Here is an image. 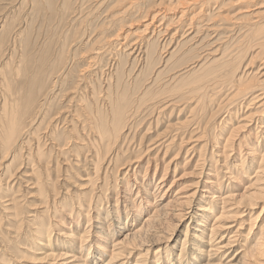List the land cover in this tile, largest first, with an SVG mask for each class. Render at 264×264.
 <instances>
[{
    "label": "rangeland",
    "instance_id": "obj_1",
    "mask_svg": "<svg viewBox=\"0 0 264 264\" xmlns=\"http://www.w3.org/2000/svg\"><path fill=\"white\" fill-rule=\"evenodd\" d=\"M155 1L157 0H138V5L134 11L122 15V12L129 7V1L127 0H102V2L101 0H85V6L81 10H78L81 6L80 3V5L78 3L75 5L77 6L76 12L74 11L75 7L73 8V6L71 8L68 7L69 10L67 9L61 11V0H56L53 4H49V2L45 3L44 0H0V17L3 16L4 20H6L4 21L6 29L4 31H0V94L1 89L7 86V82H10L11 85L16 83L22 85L26 82L33 72L32 66L34 62L35 65L38 66V62H40V60H45V58L48 57L50 63H48L45 67L50 68L53 66V59L58 57L57 51H60V48H66L67 57L69 58L72 56L74 64L77 63L76 65H71L69 69L66 70L67 75L70 69L75 70V74L71 75L70 78L64 77L65 85L62 86V84H60V87L62 88L57 86V88L53 89L54 92L52 91L50 93V97L48 99L50 102H47L44 114L34 119L32 123L28 125V128L24 131L26 133L23 135L22 139H19V142H17V144H19L8 152L4 148L3 144H1L2 141H0V177L3 176L4 179L1 189L4 190L6 187L8 188V191L4 190V193L0 194L1 196H5L2 200H0V238L5 236L9 245V251H5L0 243V264H7L8 262L9 264H63V260L54 261L55 257L53 258V256H57L60 252L65 253L67 251L69 255H78L79 257V254L76 252H78L77 250H79L81 245L82 248L80 251L90 249L87 252L89 258L88 260L86 259L87 264H95L92 258L93 256L95 257L94 252H96V250H99L102 254L109 256V250H111L108 245L109 237H111L112 233L120 230L119 228H123V226L117 222L121 223L126 220L124 219V214L122 218V214L119 213L117 214V218H114V214H112L111 217L107 219L109 221H104L105 217L108 215L107 212L111 211L113 208V199H115L117 193L119 192L120 202L122 201L124 205L127 206L130 203H135V206L142 208V218L143 216L152 214L153 208L157 207L154 205L155 200L154 194L152 193H155V186L162 179L164 175V168L170 162V168L167 170V175L163 181V193L161 195L167 191V193L170 192L169 195L173 193L174 195L177 194L178 197L187 198L190 194L198 191V198L201 196L207 197L208 194L205 193L207 189L205 182L207 180H214L217 175H220L221 181L214 188L217 190L223 188V192L225 194L228 193V188H231L233 199L231 198L229 200L230 203H232V208L230 207L229 209L233 212L237 211V214L234 218H232V220L229 219L230 216L227 214L224 215V217L229 218H225L224 221L222 220L225 227L218 232V234H215V238L218 237L217 242L225 240L227 236L228 238L232 237L234 235L232 232H235L238 229L242 235H237L239 238L236 244L238 243L239 246L235 245V247H233L232 245V247L227 250L221 248V250L217 252L218 258L214 259L213 262H223V264L227 263L229 258L232 257L237 252V249L240 248V245L245 243V237H247V244L250 243L256 235H260V229L264 225V213L259 216L262 207L264 206V192H262V199L254 200L255 205L253 207L245 200L248 198L246 196L264 188V183L262 181L256 182L257 178L260 180V178H264V176L261 173L256 175L257 173H255V171L250 170L249 173L247 171L242 172L237 168V166L233 167L235 166V163H240V161H235V156L230 158V168H224V158L219 156L220 150H222V146L225 143L223 140L228 138L229 135L215 130L218 127V123L221 124L223 118H226V120L229 119L231 124L234 123V125H236L234 128L244 125L252 116H254V109L257 108L259 104L256 107L251 103L248 107H245V104L244 108L237 114H235L237 109V104H235L233 107L230 106L228 108L230 110L229 113L220 114L217 112V105L219 102L223 101L226 96L230 95V91H228L226 93L227 95L217 96L216 98L212 97V99H204L199 110L203 107L204 109L199 112L198 110H194L192 112L191 110L197 105L195 103L197 100H200L205 95L213 94V92H211L212 89H208L210 86L209 84L201 86L198 88V91L195 90V85L191 87L186 86L190 87V89L194 91V98L189 102L187 100L185 102H180V98H183V96L180 95L179 91L174 95H171L173 102L170 103V106H172L167 109L166 112L164 111L165 113L162 115L157 112L150 115L151 112L146 110L143 111L144 113H142L139 118L132 121V123L128 126L129 128H127L123 133L129 138H127L125 142L120 139L117 142L118 144L116 143V145L110 149V152L106 156L105 160L100 163L98 173H95V184L91 186L87 185L86 180L95 175L92 163L93 159L96 157L95 152L105 153V149L98 148L96 150L92 141L95 138V134L93 135L90 130L88 131L86 126L84 129L79 126L81 120L85 121V116L81 113L79 106L77 105H82L83 107L88 104H93V102H95V98L93 97L92 99L91 93L94 92L98 93L103 91L100 95V99H98L99 101L102 100L101 96L105 91H107L109 85H113V82H106L108 73L110 70H113L111 65L115 64V62L116 65L121 63L122 67H120L121 69L119 68V70L121 73H124L123 82H125V85L131 89L138 85L141 81L143 84L142 90L149 88L150 92H153L152 94L154 96L155 94H158L157 91L161 88L162 90L170 92L171 88L176 86L177 83L181 81L180 79L185 78L186 75L183 77L181 75L187 71V68L185 69V67L192 64V59L197 57V51L201 48L200 45H203L210 40L213 43L217 39L225 38L221 35L227 33L226 29L233 21L243 16L247 4V1L243 2L239 0H231L230 4L228 2V5L224 6L218 12L219 16L215 19V22H211L213 26L221 25L217 27L215 35H212L211 38H206L202 43H200L205 35L212 33L201 32L202 35L199 34L196 36V39H193L194 41H191L189 44L187 43L183 46L184 42L182 41H186L190 38L192 39L196 33L192 35L191 31H189L188 34L184 36L183 40L182 35H184V33L182 31H178L176 33L177 35L174 36V39L170 41V38L176 32V29H180L179 24H173L174 26L171 25V29L168 28L165 35H161V40L159 38L160 41L157 42L156 36L151 35L148 32L149 30L146 29L145 26L149 21V17L145 18L144 16H146V12ZM97 3L98 5H96ZM214 8L215 10L212 9V12L210 10L211 8L207 9L206 14H214L217 12L219 8L218 4L214 6ZM73 12H75V14ZM121 19L124 24L123 32L125 31L129 34L131 32L130 37L128 36L130 46H127V48L118 46L117 42H111L114 41L111 40L113 37L112 35H114L115 31L120 28ZM158 24L159 22H157L156 25ZM185 29L186 28H184V32ZM244 31L246 30L237 32V36L236 34L233 36L234 33H231V36H227L232 37L231 41L226 39L217 41L212 47H215V45L219 43L217 46H222L221 51H223L229 47L231 43L238 40L239 37L244 36L246 33ZM146 32L148 34H146ZM217 33L219 35H217ZM189 34H191V36L189 38L187 37L185 40L186 36ZM142 35L143 37L148 38L149 43L144 42L146 40H144L145 38H143ZM136 36H140L141 38H136ZM98 40L104 41L99 43ZM226 41L229 42L226 43ZM120 42L122 43L124 41L120 40ZM134 42H137V44L138 42L141 43L144 51L149 50L151 52V50H154V59L156 60L154 61L155 63L153 62L154 68H151L149 65L147 66V60L144 62L143 60H139V62L137 60L134 61L139 54L138 51L136 55L132 56L133 53H131L130 48ZM165 42H167L166 44H170H168L167 48L165 47L166 50L164 49L162 52V45ZM178 44L180 45L177 46ZM117 47L120 48V51ZM114 48H116V50H114ZM138 48L140 49L142 47L139 46ZM99 49H102L99 51V62L96 61L92 70L86 73V76H82V78L87 77L88 80L86 81H90L89 83L92 84V86L87 88L85 86L87 82L78 81L79 74H81V70L85 69L84 67L88 57L91 58L92 56L98 54L97 50ZM167 50L168 52L166 53ZM200 51L201 54L203 53L202 57H204V61L202 60L201 63L216 59L218 57L217 54H219V52H216V54L214 53L213 55L215 50H211L210 47L201 49ZM171 52H176L173 54L176 55L171 57ZM47 53L49 56H47ZM129 53H131V55H129ZM67 62L60 59V68ZM107 62L111 63L109 64ZM257 64L258 62H255L254 65L250 67V70L257 71ZM259 65H262V63ZM194 66L195 65H192L189 69H192ZM200 66L198 68L195 67V70L198 71ZM245 68L246 66L241 71H244ZM261 68H263L262 72H264V65ZM181 69H185V71ZM119 70H114V76L118 75L120 72ZM195 70L192 69L190 73H196L197 71ZM101 71H103V74H101ZM159 74L161 77L157 83H155V78ZM173 77L177 78L173 79ZM107 83L108 86H106ZM76 87L78 89H76ZM186 87L183 86L181 89ZM80 88L86 89V95L80 91ZM82 95L83 97L90 95L91 99L83 100ZM97 98H99V96ZM148 105L149 103H147L144 107L146 108ZM93 107L94 105L89 106L90 109H93ZM102 109L104 110V108ZM145 112L147 113L145 114ZM57 115H59V120L64 117H68L69 120H72V118L76 115L77 117L80 115L82 118H77L78 121H80L77 122L75 120V123L74 121L70 124H67V122L64 124L62 122L57 129L55 135L57 138L60 137V143L62 144L66 141V147L63 151L54 147L52 148L50 141H48V143L41 150L43 155L41 157L34 155L37 148L36 146L40 143L42 145L43 140L47 141L46 137L50 132H55V128L53 129V121ZM227 115L230 116L227 117ZM256 118L258 122L254 124V127H256L257 124H264V115ZM156 119H158V121H156ZM27 123L28 120H26V124ZM179 124H184V127L187 128H181L179 127ZM77 125L79 127H75ZM130 126L135 129L133 128L131 130ZM71 127H73V129ZM168 128L172 130L181 128L179 129L180 131L177 132V139L185 138V143L181 148L179 146L181 142L175 139L173 140V142L175 141L172 147L173 149H171L165 157L164 150L160 152L157 150V152H159L157 158V152L155 153L149 150L148 152L141 153L146 149V146L153 143L156 136L166 132ZM257 128L258 130L256 132H260V134H256L257 136H255V131L249 130V128L244 132V134L248 137V141L243 143V156H245L246 160L244 166L245 168L247 165H250V163H256L258 166L264 157V129H260V127ZM247 130H249V134L246 133ZM215 131L218 133V137L216 138V147H214L213 142L209 141L210 138L215 135ZM250 132L252 135H250ZM174 133H176V131H171L169 136ZM85 134L89 135L87 139L85 138ZM188 134L192 137L190 141H187ZM244 134L243 136H245ZM251 142L255 144L254 152H256L252 155H250V151H248L249 146L247 145V143L249 144ZM139 143L141 144V147H139ZM102 146L103 145H100V147ZM191 147H193V149L189 152L190 156H187L188 163L186 162V164V148ZM115 153H119V156L117 160L114 158L110 164V159L113 158ZM212 154L215 156V161L220 159L218 165L217 162L214 163L213 160H211L210 156ZM198 155L203 156L202 159L204 162H200L201 164H198L197 167V161L200 159ZM137 156L139 159H135ZM128 158L131 159V163H128ZM177 163L178 167L175 173L174 166ZM262 168H264V165ZM11 174L12 177H10ZM230 174H232V176H230ZM254 175L258 177L251 180ZM94 177L95 176H93V178ZM229 177L233 178V180L230 181L228 179ZM127 183H130L131 187L125 194L123 187L126 186ZM143 188L148 190V195L145 194ZM139 191V198L136 199V193ZM92 195L93 200L91 201ZM132 196L134 200L136 199L135 201H132ZM6 198H11V201L13 200L11 202V207L9 205L8 207H10L11 210H16L15 213L18 214L16 215V219H5L4 213L2 214L3 210L1 208L9 204L4 202ZM56 202H58V206H56V208L59 209V216L55 215V208L52 207V204H55ZM159 202L161 203L162 201ZM165 202H167V200ZM197 203L198 202H194V205L191 206L189 210L190 213L188 210L185 211L184 217H182L181 220L176 217L172 219L171 217L169 224H165L159 229V240H146L147 242H145V244L148 245V248L150 247L149 250L152 256L151 258H153L156 253L162 251V255H171L175 258L176 254L180 253L179 248L181 246V241H183L185 237V229L189 226L191 231L188 244V246L190 245V253H186V258L190 254L191 255L187 258L186 264H200L203 262L201 257L203 259H207L209 257L208 251L210 248L208 245L213 242V240L209 241L208 235L210 234V231L206 230V235H204L203 241L205 243L203 244L200 243L199 236L201 235L200 232L202 229H205V227L208 228V226L210 228L214 222H212L213 219H211L212 217L210 216L208 219H205V222H202L203 219H200L198 216L199 214H202V212L197 209L200 207L198 204L201 203ZM14 207L17 208L14 209ZM69 207L74 208L73 213L69 211ZM249 207H252V209L249 210ZM149 211H151V213H149ZM194 213H196V215H194ZM128 214L130 215L129 222H132L131 219L134 217H140V214H138L132 207L129 208ZM206 214H213L212 216L215 215L214 210L209 211ZM192 215L195 216L193 219L190 217ZM256 216H258L259 219H256ZM59 218L64 220V226L57 223ZM89 219L90 222H88ZM114 219L117 222H115ZM78 222H80V225L77 228ZM199 222L203 223L204 227L198 226ZM251 222L256 223L250 231V226L252 225ZM112 223V233L108 234V236L100 233L97 229V227H100L101 225H109ZM241 223H243L242 226H240ZM176 224L178 227L174 231L172 239L170 238L171 240L169 241L168 235L172 230L169 228ZM10 225L13 226V229H11ZM18 226L19 230H16ZM88 226L89 232L86 233L85 229ZM32 229H36L37 232L41 230L39 233L40 236L37 239L38 242H34L35 236H33V233L35 232ZM44 229L52 232L48 239H46L47 234ZM168 229L170 231H168ZM13 231H17L16 236L13 234ZM121 232L123 235L126 233V231H118V234L113 235L114 240H121L124 238L123 235L121 236L119 234ZM222 236H224L223 239ZM12 238H16V240H12ZM222 242L223 243L221 245H225L227 240ZM198 244H200L198 249L202 251V254L200 255L192 250ZM72 247H75V252L73 251V253ZM192 253H194V255H192ZM21 255L24 256V258H21ZM192 256H194V259H191ZM132 260H134V258L130 259V261ZM82 262H84V260H81V263ZM260 262H264V259L260 260ZM77 263L80 264V262ZM176 264L179 263L176 262Z\"/></svg>",
    "mask_w": 264,
    "mask_h": 264
},
{
    "label": "bare ground",
    "instance_id": "obj_2",
    "mask_svg": "<svg viewBox=\"0 0 264 264\" xmlns=\"http://www.w3.org/2000/svg\"><path fill=\"white\" fill-rule=\"evenodd\" d=\"M15 1H17V0H15ZM127 1H129V7H127L122 12V15H124L125 13H129L131 11H134L136 9V6L138 5L137 4L138 0H127ZM239 1H243V2L247 1L246 9L244 11L243 16L237 18L235 21H233L230 24V26L227 27V29H226L227 33H224L221 35L225 38H223V39H217L216 38L217 40H215V42H213V43L210 40L209 42L204 43L203 45L199 44L201 46V48L197 51L198 55L196 58L192 59V61H193L192 64L185 67V69L187 68V71H185V69L184 70L181 69V70L185 71V73H183L181 75L182 77L186 75L185 78L180 79L181 81L179 83H177L176 86L171 88L170 92H168L166 90H162V88L161 89L159 88L160 90L157 91L158 94L157 95L155 94V96H154L152 94L153 92L151 93L149 88H147V89L145 88L142 90L143 84L141 81H140V83H138V85L134 86L132 89L129 88L127 85H125V82H123L124 73H121V71L119 70V68L122 67L121 63H118V65H116V62H115L116 59H115V61H113V62H115V64L111 65V68H113V70H110V72L108 73V77L106 79V82H113L112 83L113 85L110 84L108 89L106 88L107 91H105L104 94L101 96L102 100L99 101L98 99H100V95L103 93V91H100L98 93L94 92V93H91L92 99H93V97L95 98V102H93V104H91V105L88 104V105L83 106V107H82V105L81 106L77 105V106H79V110L81 111V113L84 114V116H85V121L81 120L79 126H81L83 129L86 126L88 128V131L90 130V132L93 135L95 134V138L92 141H93V145H95L94 148H96V150L98 148L105 149V153L101 152L102 154L100 152L96 151L95 152L96 157L94 159L92 158L93 159L92 163H93L94 174L98 173L99 165L102 161L105 160L106 156L110 152V149L113 146H115L116 143L120 139H121V141L124 140V142H125V140L127 138H129L128 136H125V134H123V133L125 132V130L127 128H129L128 126L130 123H132V121H134L136 118H139L140 115L142 113H144L143 111L146 110L148 112H151L150 115L154 114L155 112L162 115L166 112L167 109H169L172 106V105L170 106V103L173 102L171 95H174L176 92L179 91L180 95L183 96V98H180L181 99L180 102L181 101L185 102L186 100L189 102V101H191V99L194 98L193 97L194 91H192V89H190L191 86L195 85V90L198 91V88H200L201 86L209 84L210 86L208 87V89H212L211 92H213V94L212 95H205L200 100H197L195 102L197 105L195 108H193L191 110L192 112L194 110L195 111L198 110V112H199L202 109H204V107H203L202 109L199 110V108H201V106H202V101H204V99H206V98L212 99V97L216 98L217 96L219 97L221 95H227L226 93L228 91H230V95L226 96V98L223 101L219 102V104L217 105V112L220 114L229 113L230 110L228 108L230 106L233 107L235 104H237V106H236L237 109L235 111V114L240 112L244 108L245 104H246L245 107H248V105L250 103L252 105H255V107L259 104V106H257V108L254 109L255 110L254 116H252L249 119V121L246 122L244 125H240L241 127L239 126L237 128H234V126H236V125H234V123L231 124L229 122V119L226 120V118L225 119L223 118L221 121V124L218 123V127L215 130L221 131L222 133H227V135H229L228 138L223 140L225 143L222 146V150H220V156H219L221 158H224L223 159V162H224L223 167L225 166L224 168H230V165H229L230 158L235 156L236 157L235 161H240V163L239 162L235 163V166H233V167L237 166V168L240 169L242 172L247 171L249 173L251 170V171H255V173H257L256 175H259L261 173L264 176V168H262L264 165L263 164L264 163V157L262 158L261 163L258 166L256 163H250V165H247L245 168L244 166H245L246 160H245V156H243V152H244L243 143L248 141V137L244 134L246 129L249 128V130H254L255 136H257L256 134H260L259 131L256 132L258 130L257 127H260V129H264V124H262V125L257 124V126L254 127V124H256V122H258L256 117H261L264 115V72H262L263 68H261L264 65V0H239ZM44 2L45 3L49 2V4H53L54 2H56V0H44ZM101 2H102V0H101ZM118 2H117V4H118ZM228 2L230 4L231 0H157L150 7V9H148V11L146 12L147 13L146 16H144L145 18L149 17V21H150V22L148 21V23L146 24L145 27L147 30H149L148 32L151 35L156 36L157 42L161 40V35H163V34L165 35V33L168 31V28L171 29L170 26L173 24H175V25L179 24L180 29L179 30H178V28L176 29V32L171 36L170 41H172L174 39V36L177 35L176 33L178 31H180V32L182 31L184 33V35H182L183 40H184V36L187 35L189 31H191L192 35L194 33H196L192 37V39L190 38L191 40L187 39V37L189 38L191 36V34L186 36L185 40L186 39L187 40L182 41V42H184L183 46L186 45L187 43L189 44V42H191V41H194L193 39H196L197 38L196 36L201 34V32H205V33L206 32L207 33L212 32L211 34H207V35H205V33H204L205 37L203 36L204 38L202 37L203 39L200 42V43H202L206 38H211L212 35H215L217 27L221 26V25L213 26L211 22H215V19L219 16L218 12L224 6L228 5ZM60 3H61L60 4L61 11L67 10L68 7L71 8L73 6V8L75 7L74 11L76 12L77 6H75V5L77 3L81 4V6L79 7L78 10H81L85 6V0H61ZM141 4H142V2H141ZM217 4L219 6L217 12H215L214 14H212V13L206 14L207 9H209V8H211L210 9L211 12L213 11L212 9L215 10V8H217V7L214 8V6H216ZM96 5H98V3ZM75 12H73V13L75 14ZM73 13H71V14H73ZM2 17H0V31L1 30L4 31L6 29V27L4 26L5 25L4 21H6V20H4V17L3 18ZM157 22H159L158 25H156ZM81 23H83V22H81ZM74 24H73V27H74ZM123 28H124V24H123V20L121 19L120 28L115 31L114 35H112L113 37L111 38V40H114V41H111V42H113V43L117 42L118 46H123L124 48H127V46H130L129 42H128V38L130 37L131 32H130V34L126 33L125 31L123 32ZM184 28H186L185 32H184ZM174 30H175V28H174ZM242 30H246V31H244V32H246L245 35L242 37H239L238 40L231 43V45H229V47H227L225 50L221 51L222 46H220V47L217 46L219 43H217L215 45V47H212L217 41H222L225 39L231 41L232 37H230L231 36L230 34L234 33L233 36H235V34L237 36V32H241ZM146 34H148V33L146 32ZM136 35H137V33H136ZM143 35H142V37H143ZM217 35H219V34L217 33ZM228 35H230V36L227 37ZM137 37L141 38L140 36H136V38ZM143 38H145V37H143ZM159 38H160V40H159ZM104 39H106V38H104ZM134 39H133V41H134ZM164 39H166V38H164ZM247 39H249V40H247ZM120 40H123L124 42L121 43ZM144 40H146V41H144ZM144 40H143L144 42L149 43V40L147 37ZM162 40H163V36H162ZM103 41L101 40V41H99V43H102ZM109 42H110V40H109ZM167 42H169V41H167ZM167 42H165L162 45V49H161L162 52L164 49L166 50L168 44H170V43L166 44ZM228 42L229 41H226V43H228ZM179 45L180 44H178L177 46H179ZM113 46H115V45H113ZM132 46L130 48L131 53H133L132 56L136 55L139 51V54L136 57V59H134V61L137 60L139 62V60H141V61L143 60V62H144L145 60H147V66L149 65L151 68L152 67L154 68L153 64L155 63L154 61H156L154 59V50L153 51L151 50V52L149 50L144 51L143 45L139 42H138V44H137V42H134V44ZM139 46L142 48L139 49L138 48ZM160 47H161V45H160ZM207 47H210L211 50H213V51L215 50V52H213V55H214V53L216 54V52H219V54H217L218 57L216 59H212L211 61L201 63L202 60L204 61V57H202L203 53L201 54L200 50L205 49ZM117 48H119V47H117ZM100 50H102V49L97 50L98 54H96L95 56H92L91 58L88 57V59L86 60V65L84 67L85 69L81 70V74H79L78 81L79 82L85 81V83L87 82V84L85 85L87 88L92 86V84L89 83L90 81L89 82L86 81V80H88L87 77L82 78V76H84L86 73L90 72L92 70L93 66L96 64V61L100 60V57H98ZM114 50H116V48H114ZM119 51H120V48H119ZM167 52H168V50L166 51V53ZM57 53H58V57L53 59L54 65L51 66L50 68L45 67L48 63H50V60L48 59V57H46L45 60H40V62H38V66H36L35 62H34L33 66H32L33 72L30 75V77L26 80V82H24L22 85H19V83L11 85L10 82H7V84H6L7 86L5 88L1 89V94H0V141H2L1 144H3L6 151L9 152L10 150L14 149L16 147V145L19 144V143L17 144V142H19V139H22L23 135L26 133L24 131L28 128V125H30L34 119H36V118L40 117V115L44 114L47 102L49 101L48 99L50 97V93L53 91V89L57 88V86L60 87V84H62V86H64L65 85L64 77L70 78L71 75L75 74V70H72V69H70L68 75L66 73V70L69 69V67L71 65L73 66V65L77 64V63L74 64L72 56L69 58L67 57L66 48H64V47L60 48V51L58 50ZM131 53H129V55H131ZM174 53H176V52H173L171 54V57L176 55V54L173 55ZM84 54H86V53H84ZM47 56H49L48 53H47ZM145 56H146V59H145ZM209 56H211V55H209ZM113 57H115V56H113ZM206 58H208V57H206ZM60 59H62L65 62H67V60H68V62L64 63L61 66V68H60ZM255 62H258L257 66H256L257 71L250 70V67L253 66ZM107 63H109V62H107ZM261 63H262V65H259ZM192 65H195L192 68L194 70L196 69L195 67L198 68L200 65L201 66H200L198 71L195 70V71H197L196 73L191 74L190 72L192 71V69H189V68ZM64 66L66 69L64 68ZM156 66H157V64H156ZM245 66H246V68L244 69V71H241ZM115 69L120 71L118 73V75H116V76H114V70ZM101 74H103V71H101ZM154 77H155V75H154ZM160 77H161L160 74L157 75L154 82L157 83V81L159 80ZM176 78L173 77V79H176ZM106 86H108V83ZM183 86L184 87L190 86V87H186V88L181 89V87H183ZM77 87H76V89H78ZM60 88H62V87H60ZM85 90H86L85 88L84 89L80 88V91L82 93H84V95H86ZM64 91H66V90H64ZM204 91H206V90H204ZM75 92H76V90H75ZM90 95L85 96V97H83V95H82V99L83 100L84 99L90 100L91 99ZM79 96H81V95H79ZM98 96H99V98H97ZM237 101H238V103H237ZM147 103H149V105L145 108L144 106ZM93 105H94L93 109H90L89 106H93ZM102 108H104V110ZM56 109H58V108H56ZM203 111H205V110H203ZM146 113L147 112H145V114ZM77 115L74 118H72V120H69L68 117H64L61 120H59L58 119L59 115H57L53 121L54 124L52 123L53 129L55 128V130H54L55 132H52V133L50 132L48 134V136L46 137L47 141L43 140L42 145L40 143L36 146L37 148H36V152L34 155L41 157L43 155L41 150L48 143V141H50V145L52 146V148L54 147V148H57L58 150L63 151V149L66 147V141H64L61 144L60 140H59L60 137L58 136L59 138H57L55 133L57 132V129L62 124V122L64 124H66V122H67V124H70L73 121L75 123V120L77 122H79L80 120L78 121V119L82 118V116L79 115L77 117ZM229 116L230 115H227V117H229ZM159 117H158V119H159ZM195 118H197V117H195ZM158 119H156V121H158ZM26 120H28L27 124H26ZM79 126L77 125L75 127H79ZM134 126H136V125H134ZM179 127L184 128V129L187 128V127H184V124H179ZM71 128L73 129V127H71ZM133 128H132V126H130L131 130ZM181 128L174 129V130L168 128L166 130V132L156 136V138L153 140V143L146 146V149L144 151H142L141 153L148 152L149 150L151 152H155V153L157 152V150L159 152L164 150V157H165L169 153V151L171 149H173L172 147H173L174 142H175V141L173 142V140L177 139V136H178L177 132H179L180 131L179 129H181ZM249 130H247V132H246L247 134H249ZM171 131H176V133L169 136ZM216 131H215V135L213 137H211L209 140L210 142H213L214 147L217 146L216 145V138L218 137L217 136L218 133H216ZM243 134L245 136H243ZM190 135H191V133H190ZM250 135H252L251 132H250ZM88 137H89V135L85 134V138L87 139ZM187 138H188L187 141H190L192 139V137L189 136V134H188ZM76 139H78V138H76ZM177 140L181 142V144L179 145L181 148L183 146V144L185 143L184 142L185 138H182V139L178 138ZM207 143L209 144L208 141H207ZM99 144L103 145V146L100 147ZM247 145L249 146L248 151H250L249 152L250 155L256 153V152H254L255 144L253 142H251L249 144L247 143ZM139 147H141L140 143H139ZM21 149H22V147H21ZM186 149L187 150H186V159H185L186 161H185V163L186 162L188 163V157L187 156H190L189 152L191 151V149H193V147L186 148ZM135 150H136V148H135ZM193 151H195V150H193ZM159 152H157L156 158H157ZM176 155H178V154H176ZM118 156H119V153H115L113 158L110 159V164L114 158H115V160H117ZM199 157H200V159L197 161V167H198V164H201L200 162H204V160L202 159L203 156H199ZM210 157L214 163L217 162V165L219 164L220 159L218 161H215L214 160L215 156H213V154ZM135 159H139V157L137 156V157H135ZM127 160H128V163H131L130 158H128ZM201 160H203V161H201ZM170 164H171V162L165 166L164 173H163L164 175H163L162 179L160 180V182L157 183V185L155 186V190H156L155 193H152V194H154V200H155L154 205L157 206L156 208H153L154 211L152 210V212H153L152 214L147 215V216H143V218H142V208L135 206L136 205L135 203H130L127 206L124 205V203L122 201L120 202L119 192L117 193L115 199H113V201H114L112 204L113 208L111 209V211L107 212L108 215L105 217L104 221L106 222V220L109 217H111L112 214H114V218L115 217L117 218V214H119V213L122 214V218H123V214H124V219H126V220H125V222L122 221L120 223L114 219L115 222H117L118 224H121L123 226V228H119L120 230H117L114 233L111 232L112 227H113V223L109 224V225L105 224V225H101L100 227H97V229L99 230L100 233H103L107 236H108V234L112 233V235H111V237H109V241H108V245L111 248V250H109L110 255L109 256L104 255L99 250H96V252H94L95 257L93 256V258H92V260H94L95 264H100V263L101 264H129V263L130 264H176V262H178L179 264H186L187 258L190 257V255H191L190 254L186 258V253H188V254L190 253V251H189L190 245L188 246L190 234H191L190 233L191 231L189 229L190 226L187 227V229H185L186 230L184 233L185 237H184L183 241H181V246L179 248L180 253L176 254L175 258H174V256L172 257L171 255H165V254L162 255L163 251L156 253V254L153 252L155 255L153 258H151L152 256H151V252L149 250L150 247L148 248V245L145 244V242H147L150 239L159 240V238H160V235L158 234L159 229L165 224L168 225L171 217H172V219L174 217H176V218H179V220H181V218L184 217L185 211L188 210V212H189L191 206L194 205V202H198V203L202 204L201 205V204L197 203L200 206L199 208H197L198 211L202 212V214L198 215L200 219H203L202 222H205V219H208L209 216L212 217L211 218V219H213L212 222H214V224L210 228L208 226V228L205 227V229H202V231L200 229L201 235L199 236V238H200L201 244L205 243L203 241H204V235H206V230L210 231V234L208 235L209 241L213 240V242L209 243L210 245H208V247L210 248L208 251L209 257L207 259L205 258L206 260L201 257V260H203V262L200 264H223V262L222 263L213 262L214 259L218 258L217 252H219L221 250V248L227 250V249H230L232 247V245H233V247H235V245L239 246L238 243L236 244V242L239 238L237 235H240V236L242 235V234H240V231H238L239 229L236 230L235 232H232L234 235L230 238H228V236H227L225 238V240H221V241L217 242L218 237L215 238V236H216L215 234H218V232H220L225 227L223 221L226 217H224V215L227 214L228 216H230V218L229 217L228 218L230 220H232V218H234L237 214V211L233 212L232 210L229 209L230 207L232 208V203H230L229 200L231 198L233 199V196H232L233 193L231 192V188H228L229 194L228 193L225 194L223 192V188H221L220 190H217L216 188H214L221 181L220 175H217V176H215L214 180H207L205 182L206 183L205 186L207 188L205 193L208 194L207 197L201 196L200 198H198L197 197L198 191H195L194 193L190 194L189 197H187V198L178 197L177 194L174 195L173 193L171 195H169L170 192L167 193V191L163 195H161L163 193V190H162L163 181L167 175V173H166L167 170L170 168ZM177 167H178V163L175 164V166H174V172L175 173H176ZM96 174L93 175V176H95L94 178L92 176V177H89L88 180H86L87 185L91 186V185L95 184L94 179L96 178ZM256 175H254L251 178V180L255 179V177H258ZM230 176H232V174H230ZM10 177H12V174ZM0 178H1V180H0V194H3L4 190L8 191V188L6 187V189H4V190L1 189L4 179H3V176ZM228 179L230 181L233 180V178H231V177H229ZM261 181L264 183V178H260V180H259V178H257V180H256V182H261ZM130 187H131L130 183H127L126 186L123 187V191L125 194L130 190L129 189ZM142 187H144V186H142ZM245 188H246V186H245ZM143 190L145 191V194L148 195V190L146 188H143ZM262 192H264V188L251 193L249 196H246L248 198L245 201L248 204L252 205V207H253L255 205L254 200L263 198ZM139 193H140V191L136 193L137 194L136 199L139 198ZM156 193H157V195H156ZM158 194H160V195H158ZM102 196H104V195H102ZM4 197L5 196L0 195V200H2ZM132 198H133V196H132ZM92 200H93V195L91 197V201ZM135 200L133 198L132 201H135ZM166 200H167V202H165ZM12 201H11V198L10 199L6 198L4 202H7L9 204H7V206H4L3 208H1L3 210L2 214L4 213V215H5L4 218L5 219L8 218V220L16 219V215H18L15 213L16 210L10 209V207L12 205L11 204ZM159 201H162V202L160 203ZM46 202H47V200H46ZM125 204H126V202H125ZM8 205L10 207H8ZM52 205H53L52 207L55 208V211H56V212H54L55 215L59 216V209L56 208V206H58V202H56L55 204H52ZM130 207L135 209V211L138 214H140V217L132 218L131 219L132 222H129L130 215L128 214V210ZM252 207H249V210H251ZM15 208H17V207H14V209ZM212 210H214V214H215L214 216H212L213 214L212 215L206 214L207 212L212 211ZM69 211L71 213H73L74 208L69 207ZM149 213H151V211H149ZM262 213H264V206L262 207V210H261V213L259 216H261ZM231 214H233V215H231ZM187 215H188V213H187ZM194 215H196V213H194ZM194 215L190 216L191 219H193L195 217ZM228 218H226V219H228ZM255 218L259 219L258 216H256ZM256 219H255V221H256ZM252 220L254 221L253 218H252ZM107 221H109V220H107ZM226 221H228V220H226ZM88 222H90V219L88 220ZM135 222H137V223H135ZM57 223L61 226H64L65 222L63 219L59 218ZM255 223L253 222L252 225L250 226V231L254 227ZM242 224L243 223H241L240 226H242ZM79 225H80V222H78L77 228L79 227ZM128 226H129V228H128ZM198 226L204 227L203 223H200V222L198 223ZM177 227L178 226L176 224L173 227L169 228V229H172L171 231L168 229V231H170L169 232L170 234L168 235L169 241L172 239L173 233L177 229ZM88 228H89V226L85 229L86 233L89 232ZM11 229H13V226H11ZM193 229H195V228H193ZM16 230H19V226L17 227ZM32 230H34V229H32ZM121 230L126 231V233L124 235L122 232L119 233L121 236L123 235L124 238L121 240H114L113 235L118 234V231H121ZM13 232H14L13 234H15V236H16L17 231H13ZM34 232H35V233H33L34 234L33 236H35L34 242H38L37 239L40 236L39 233L41 232V230L37 232L35 229ZM45 232L47 234L46 239H48L52 232L49 230H45ZM69 237H71V236H69ZM223 238H224V236H222V239ZM245 238L247 241V237H245ZM14 239L16 240V238H12V240H14ZM160 240H162V239H160ZM226 240H227V242L225 243V245H221L223 243L222 241H226ZM67 241H69V240H67ZM246 241L244 244L240 245V248L237 249V252L232 257H230L229 260L227 261V263H225V264H264V262H260V260L264 259V225L260 229V235L259 236L256 235L250 241V243L246 244ZM0 243L3 247V249H5V251H9L8 241H6L5 236L3 238H0ZM193 245H195V244H193ZM199 245L200 244L196 245L194 247V249H192V250H194L197 254L200 255V254H202V251H200L198 249ZM151 246H152V244H151ZM81 248H82V245L79 247V250H77L78 252H76L79 254V257H78V255H69V253L66 251L65 253L60 252V254H57V256L56 255L53 256V258L55 257L54 261H62L63 260L64 261L63 264H78L77 262H80V264H87L86 259L87 260L89 259L87 252L90 249L80 251ZM73 251L75 252V247L72 249V253H73ZM192 255H194V253H192ZM193 257L194 256H192L191 259H194ZM21 258H24V256L21 255ZM133 258H134V260L130 261V259H133ZM81 260L82 261L84 260V262L81 263ZM7 264H9V262Z\"/></svg>",
    "mask_w": 264,
    "mask_h": 264
}]
</instances>
